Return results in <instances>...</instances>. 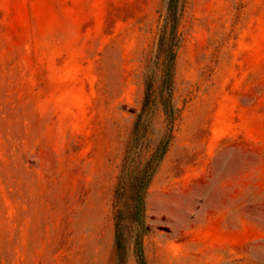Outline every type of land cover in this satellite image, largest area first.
<instances>
[{
  "label": "rangeland",
  "instance_id": "1",
  "mask_svg": "<svg viewBox=\"0 0 264 264\" xmlns=\"http://www.w3.org/2000/svg\"><path fill=\"white\" fill-rule=\"evenodd\" d=\"M167 5L0 0V264H264V0H178L168 80Z\"/></svg>",
  "mask_w": 264,
  "mask_h": 264
},
{
  "label": "trees",
  "instance_id": "2",
  "mask_svg": "<svg viewBox=\"0 0 264 264\" xmlns=\"http://www.w3.org/2000/svg\"><path fill=\"white\" fill-rule=\"evenodd\" d=\"M177 1L178 0H168V5H167V15L166 16H170L171 19H169L170 22H172L171 25V31H170V42H169V46L167 48V53H169L168 59L166 61V68H165V79L168 80V75H169V62L172 61V57H173V50L174 47L176 46V42H177V38H176V22H177ZM136 204H138L141 208L142 206V200L138 199L136 200ZM118 238L116 239V242L118 243ZM137 251H138V262L139 264H144L143 261V257H142V252H141V245L140 242L137 243Z\"/></svg>",
  "mask_w": 264,
  "mask_h": 264
}]
</instances>
